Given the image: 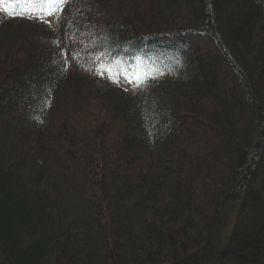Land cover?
<instances>
[{
	"label": "trees",
	"instance_id": "trees-1",
	"mask_svg": "<svg viewBox=\"0 0 264 264\" xmlns=\"http://www.w3.org/2000/svg\"><path fill=\"white\" fill-rule=\"evenodd\" d=\"M51 7L0 0V264H264V0Z\"/></svg>",
	"mask_w": 264,
	"mask_h": 264
},
{
	"label": "snow or ice",
	"instance_id": "snow-or-ice-1",
	"mask_svg": "<svg viewBox=\"0 0 264 264\" xmlns=\"http://www.w3.org/2000/svg\"><path fill=\"white\" fill-rule=\"evenodd\" d=\"M44 2L52 6L51 11L48 12V15H52L57 10V6L63 5L64 3H66V0H44ZM148 78H149L148 74H145L143 76L134 75L130 82H133L135 87L137 88H142V87L146 88L148 86V83H147ZM151 78L155 79L156 77L153 76ZM115 82H118V81H115Z\"/></svg>",
	"mask_w": 264,
	"mask_h": 264
}]
</instances>
